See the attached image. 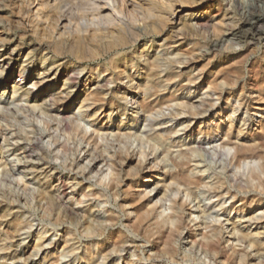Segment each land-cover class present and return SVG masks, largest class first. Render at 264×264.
<instances>
[{
    "label": "bare ground",
    "instance_id": "1",
    "mask_svg": "<svg viewBox=\"0 0 264 264\" xmlns=\"http://www.w3.org/2000/svg\"><path fill=\"white\" fill-rule=\"evenodd\" d=\"M262 39L264 0H0V264H264Z\"/></svg>",
    "mask_w": 264,
    "mask_h": 264
},
{
    "label": "rangeland",
    "instance_id": "2",
    "mask_svg": "<svg viewBox=\"0 0 264 264\" xmlns=\"http://www.w3.org/2000/svg\"><path fill=\"white\" fill-rule=\"evenodd\" d=\"M207 9H205V7L204 8H202V9H200V12L201 11H206ZM214 11V12H213ZM223 11V7H220V9L219 10H215V9H213L212 10V12H213V14H216V13H221ZM187 12H192V11H190V9H187L185 12H183L182 13V16L184 15L185 16V14L187 13ZM193 12H195V13H197L198 11H193ZM212 12H210V13H212ZM239 16H241V14L239 15ZM198 17H199V15H198ZM202 17H204V15L202 16ZM4 21H6L5 19H3ZM208 27H204V28H202V31L204 32V33H206V34H204V35H207L208 34V32L209 31H212L213 30V27H209L208 29H207ZM14 29V28H13ZM17 31H16V33H15V31L14 30H12L13 32L10 34V36H13L14 37V35L16 34V38H17V36L20 34L19 33V29H16ZM211 33V32H210ZM13 34V35H12ZM195 41H197L196 39L194 40V39H191L189 42H187V43H191V42H195ZM161 42H162V38H160V37H158V38H155V40H154V44H156V45H159V44H161ZM242 42V44H240ZM241 42H237V41H235L234 42V44H233V46L235 45V47H233L234 48V53L236 54L235 56H239V55H243L244 57L246 56V58H245V67H250V65H251V63L252 62H254L255 60H260V62H263L264 63V39H262V40H260V41H255V42H253V43H248V42H244V41H241ZM259 42V43H258ZM257 43V44H256ZM13 45H14V43H12ZM191 45V44H190ZM247 45V46H246ZM236 47H238V48H236ZM249 47V48H248ZM10 46H8V48H5L6 49V53L8 52H10ZM251 49H255L254 50V52H253V50L251 51ZM203 51L205 50V49H202ZM25 51V50H24ZM23 51V53L26 55L27 54V51H25L24 52ZM250 51V52H249ZM175 52V50L174 49H171V53H174ZM248 52H249V54H248ZM163 53V52H162ZM219 53V52H218ZM245 53V54H244ZM246 53H247V55H246ZM257 53V54H256ZM23 54V56H25ZM213 55L214 54H212V55H208V56H206L205 58H207V59H209V57H213ZM221 55V54H220ZM220 55H218L217 56V58H216V60L214 61V64L217 66V67H219V66H221V63L218 61V59H219V57H220ZM207 61V60H206ZM218 61V62H217ZM199 64V65H198ZM15 65H19L18 63H16ZM202 65H203V62H196V64L194 63V64H192V66H190V67H188V68H185L184 69V71H193V73L192 74H194V75H197L199 72H200V68L202 67ZM49 70L50 71V73H55L56 71H55V68H54V66L52 67V66H49V65H44V66H42L41 64L39 65V67H37V68H34L33 69V67H30V69H29V72L30 73H28V76H27V79H29V74H34L35 72H38V71H45V70ZM198 72V73H197ZM206 77H208V74L206 75ZM249 76L248 75H246V77H245V79H244V82L246 83V85H248L249 86V83H250V80H249V78H248ZM20 80V77H19V75H16V76H14V78H8V80H7V84L8 85H10V86H12V85H15V81H19ZM36 79H32V80H30V82H29V84L30 83H33L34 81H35ZM57 83L55 84V86L56 87H59V86H61V83H59V81H56ZM28 84V85H29ZM49 85H51V84H49ZM80 86H81V84H80ZM82 87V88H81ZM80 88H81V90L82 89H84L85 88V86L84 85H82ZM3 89H1L0 88V95H2L3 94V91H2ZM56 90H58L59 91V89H56ZM56 90H53L52 91V93H55L56 92ZM201 89H199V87H197V86H195V87H193L190 91H191V95L192 96H198L199 95V91H200ZM189 91V89L188 90H186L185 91V93H187V92H190ZM49 93V91L48 92H44V94L43 95H47ZM11 97V94H9V92H6L5 93V95H4V97H3V99H5L6 101H8L9 100V98ZM36 97H42L41 96V92L40 91H38V92H36ZM45 97V96H44ZM199 97H197V98H195V100L194 101H196V103H198L199 102V99H198ZM226 98H228V95L226 96ZM17 99V98H16ZM42 99H44V98H42ZM233 99V100H232ZM16 101V100H15ZM43 101V100H42ZM230 104H235V102H236V98L234 99V97H231L230 98ZM26 101H24L23 102V104L25 103ZM5 104V103H4ZM26 104V103H25ZM11 107H14V104L13 105H11ZM75 109V105H73V108H72V110H74ZM132 109H133V106H132ZM230 110H228L227 112H228V114L227 115H231V112H229ZM76 113H79V111L78 110H76L75 111ZM168 112V111H167ZM245 113H246V110H244V108H241V109H239L238 110V112H236V117L237 118H240V119H244L245 118ZM249 117V116H248ZM248 117H246L247 119H248ZM136 118V117H135ZM254 119L255 120H253L251 123H252V126L254 127V129H258V126H259V122L258 121H260V119H259V117H257V116H255L254 117ZM20 121H22V123H19L18 124V126H21V127H23V125H24V127L27 125L26 123H28V122H26L27 120H23V119H21ZM15 122H17L16 120H15ZM25 122V123H24ZM18 123V122H17ZM16 123V124H17ZM24 123V124H23ZM172 123H174V121H172V122H169V123H167L166 125H168V124H172ZM27 127V126H26ZM143 127V126H142ZM142 129H147V127H143ZM146 131V130H145ZM190 139V138H189ZM12 148V147H11ZM230 156L231 155H229V156H224V157H222V158H220V159H214V158H208V164H210L214 169H217V170H219L220 169V166H223V165H225L228 161H229V159H230ZM85 157V155L84 154H82L81 155V160H80V164L81 165H85V164H88L89 163V160H87L86 158H84ZM70 163V160H69V162L67 163V164H69ZM22 165L23 164H19V166L20 167H22ZM57 165L58 166H61L62 165V161L61 160H59V161H57ZM89 165V164H88ZM19 166H17L18 168H19ZM16 167V173L18 174L19 173V171L17 170L18 168ZM21 171H24L23 170V168H21ZM207 175H208V173H207ZM55 176V175H54ZM56 176H59V174H56ZM89 176V175H88ZM69 178V177H71L70 175H68V174H65L64 175V178ZM8 179H10V177H8ZM27 179H33L32 178V176H28V178ZM95 180H96V178H94V180H93V183H95ZM85 184H84V187H86V189H91L92 187H94V186H91V188H87V186L88 185H90V183L89 182H87V181H85L84 182ZM8 185H9V183H8ZM12 187H14V185L12 186ZM96 187V186H95ZM78 197H80L81 198V196L80 195H78ZM206 197H207V194H206ZM92 202H94L95 203V205H96V209H98L99 208V210H101V213H104L105 212V210L107 209V208H111V209H114V210H117V208L115 207V206H113L111 203H103V204H101L100 202H95V201H92ZM203 203H206L207 204V207L208 208H212V202H209L208 200L206 201H204ZM230 205H231V202H228V203H226V207L229 209L230 208ZM98 206V207H97ZM259 208V209H258ZM262 208V209H261ZM218 209V208H217ZM254 210L251 212L252 213V215H254L256 212L257 213H259V211H261V210H264V204L263 205H261V206H256V207H254L253 208ZM104 211V212H103ZM197 211H199V210H197ZM214 212V211H213ZM39 213H40V211H39ZM201 212H199V214H200ZM220 214L222 213V211L221 212H219ZM251 213L249 214V215H251ZM256 213V214H257ZM214 214H216V212H214ZM235 212H233L232 214L231 213H229V211L228 212H226V214H224V215H222V218H224L225 219V216H226V218L227 217H229L230 219L231 218H234L235 217ZM223 220V219H222ZM243 221V222H242ZM242 221H240L239 223H240V225L242 224V226L241 227H243V229L244 230H246V231H248V228L250 229V231L251 232H256L257 230H264V224H262V223H254L253 225H251L252 223L251 222H244V220H242ZM251 223V224H250ZM38 224V222H36V225L34 226V228H33V230H35V232H37V231H39L40 229L39 228H41V225H37ZM250 226H251V228H250ZM62 228H63V226H62ZM37 229V230H36ZM39 229V230H38ZM53 232V231H52ZM51 232V233H52ZM25 236H27V235H25ZM24 236V237H25ZM53 237V239H59L60 238V235H58L57 237H55V236H52ZM28 241L27 242H29L31 239L30 238H28L27 239ZM182 247H183V249H186L187 251H188V249L190 250V247H191V244L189 243V241L187 240V239H184L183 240V243H182ZM53 250H55V248H52V249H50V252H52ZM189 253H190V251H189ZM197 257H200V258H202L201 260H203V258H204V255L205 254H202L201 255V252H198L197 253ZM38 258V259H37ZM36 259L38 260V262L41 260V261H43V259L42 258H40L39 259V257H37ZM206 260H208V259H206ZM45 261L46 260H44L43 261V263L42 264H45ZM62 263V262H61ZM208 263H209V261H208ZM65 264H67V263H65ZM69 264V263H68Z\"/></svg>",
    "mask_w": 264,
    "mask_h": 264
}]
</instances>
